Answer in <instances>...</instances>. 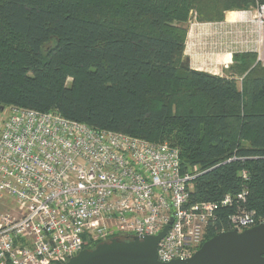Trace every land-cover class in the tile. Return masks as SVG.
Segmentation results:
<instances>
[{
  "label": "trees",
  "instance_id": "trees-1",
  "mask_svg": "<svg viewBox=\"0 0 264 264\" xmlns=\"http://www.w3.org/2000/svg\"><path fill=\"white\" fill-rule=\"evenodd\" d=\"M257 3L0 0V109L168 142L181 171L197 174L189 203L217 204L206 240L231 230L232 215L254 226L264 221V67L250 52H235L226 75L181 63L190 11L214 22Z\"/></svg>",
  "mask_w": 264,
  "mask_h": 264
},
{
  "label": "built area",
  "instance_id": "built-area-1",
  "mask_svg": "<svg viewBox=\"0 0 264 264\" xmlns=\"http://www.w3.org/2000/svg\"><path fill=\"white\" fill-rule=\"evenodd\" d=\"M233 12L232 28L225 29L223 21L206 24L220 37L233 35L236 52L254 53L264 67V4ZM192 15L197 21L195 11ZM5 108L0 264H63L91 243L154 236L164 227L157 244L161 262L189 258L206 241L217 204L189 203L197 174L181 171L177 147L97 129L53 111ZM229 202L228 195L221 201ZM230 219L232 229L253 226L246 214Z\"/></svg>",
  "mask_w": 264,
  "mask_h": 264
},
{
  "label": "water",
  "instance_id": "water-1",
  "mask_svg": "<svg viewBox=\"0 0 264 264\" xmlns=\"http://www.w3.org/2000/svg\"><path fill=\"white\" fill-rule=\"evenodd\" d=\"M183 62L181 66L189 68ZM167 227L154 236L111 238L84 249L63 264H264V221L241 231L215 234L186 259L161 262L157 244Z\"/></svg>",
  "mask_w": 264,
  "mask_h": 264
},
{
  "label": "crops",
  "instance_id": "crops-1",
  "mask_svg": "<svg viewBox=\"0 0 264 264\" xmlns=\"http://www.w3.org/2000/svg\"><path fill=\"white\" fill-rule=\"evenodd\" d=\"M230 12H232V11H227L225 13L226 16H224L223 27L225 29H229L233 26L232 24H230V22L233 20L228 17ZM212 33H213V31H212ZM225 37L228 38L227 42H229V44H224L220 40L219 42H220V44L222 43L221 45L214 46V44H210L209 46L205 47L206 49H205V52L203 54L202 53L201 54H197V53L193 54L192 53V49L190 48L191 45L186 44L188 41V37H187L186 42H185L184 54H185V56H187L190 59L189 68L196 69V70H203V71H206V72H209L212 74L226 75V73H223V70L226 71L228 69V66L232 62L233 53H234V51H237V49L233 46L232 43H230V40L232 41V39H233V35H227ZM209 39L211 41L216 40V39H213L211 37H209ZM191 40H192V38H191ZM209 52L211 54L209 56H206L207 53H209Z\"/></svg>",
  "mask_w": 264,
  "mask_h": 264
},
{
  "label": "rangeland",
  "instance_id": "rangeland-1",
  "mask_svg": "<svg viewBox=\"0 0 264 264\" xmlns=\"http://www.w3.org/2000/svg\"><path fill=\"white\" fill-rule=\"evenodd\" d=\"M253 5V4H252ZM252 5H249L252 7ZM192 11H195V10H192ZM192 11H190V13H192ZM234 11H240V10H234ZM196 12V11H195ZM233 12V11H232ZM190 13H189V18L188 20L186 21L185 26L188 28L187 30V34H186V39L189 35V28H190V24L193 26L192 27V31L190 32L191 33V38H192V45L190 46V48L192 49V53L193 54H203L205 52V47L209 46L210 44H214V46L216 45H221L222 43L224 44H229L228 41V38H226L224 35H222L221 37L218 35V34H215V33H212L211 29L210 28H213L212 26L209 27L206 23V22H200V21H194V17L193 15L190 16ZM194 13V12H193ZM196 18H197V13H196ZM236 17V15L233 16V18ZM233 18H231L233 20ZM224 20V19H223ZM222 20V21H223ZM209 22V21H208ZM215 22V21H214ZM224 22V21H223ZM232 22V21H231ZM230 22V24H231ZM233 25V24H232ZM233 27V26H232ZM231 27V28H232ZM216 36V37H215ZM209 37L213 38V39H216L215 41H211L209 39ZM186 39H185V42H186ZM222 41L221 44H219V41ZM232 41L230 40V43ZM236 51H234L235 53ZM233 53V54H234ZM251 53V52H250ZM206 54V53H205ZM211 53H207L206 56H209ZM256 58V57H255ZM187 60V65L190 66V59L185 56V54L183 55V58H182V62L184 64H186V61ZM200 60V59H199ZM223 73H226V71L223 70ZM238 81V85L240 86V79L237 80ZM8 112V109L5 108L4 110L0 111V118L1 116H4L5 114H7ZM14 203V202H13ZM0 205H3V204H0ZM2 207H0L1 209ZM239 230H241V228H239Z\"/></svg>",
  "mask_w": 264,
  "mask_h": 264
},
{
  "label": "bare ground",
  "instance_id": "bare-ground-1",
  "mask_svg": "<svg viewBox=\"0 0 264 264\" xmlns=\"http://www.w3.org/2000/svg\"><path fill=\"white\" fill-rule=\"evenodd\" d=\"M234 15H236V13H234V12H230L229 15H228V17H229V18H233ZM225 16H226V15H225ZM226 18H227V17H226ZM228 55H229V54H228ZM228 55H227V56H228ZM221 57H222V56H221ZM227 58H228V57H227ZM227 62H228V61H227Z\"/></svg>",
  "mask_w": 264,
  "mask_h": 264
}]
</instances>
